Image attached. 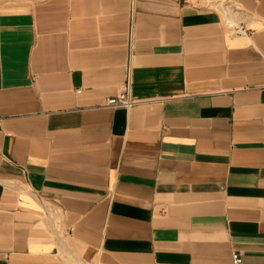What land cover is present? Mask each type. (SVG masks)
I'll return each mask as SVG.
<instances>
[{"label":"crops","instance_id":"1","mask_svg":"<svg viewBox=\"0 0 264 264\" xmlns=\"http://www.w3.org/2000/svg\"><path fill=\"white\" fill-rule=\"evenodd\" d=\"M235 254L264 264V0H0V264Z\"/></svg>","mask_w":264,"mask_h":264},{"label":"built area","instance_id":"2","mask_svg":"<svg viewBox=\"0 0 264 264\" xmlns=\"http://www.w3.org/2000/svg\"><path fill=\"white\" fill-rule=\"evenodd\" d=\"M139 103L140 101L136 100L131 96L130 84L128 83L124 87V91L121 94L107 101V106L111 108H131ZM241 263L242 261L240 256L238 254H235L233 256V264H241Z\"/></svg>","mask_w":264,"mask_h":264}]
</instances>
